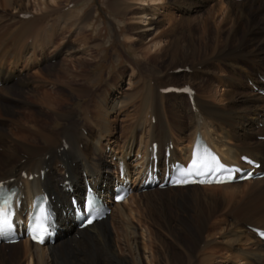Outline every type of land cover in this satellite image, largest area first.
<instances>
[{
	"label": "bare ground",
	"instance_id": "6f19581e",
	"mask_svg": "<svg viewBox=\"0 0 264 264\" xmlns=\"http://www.w3.org/2000/svg\"><path fill=\"white\" fill-rule=\"evenodd\" d=\"M192 1L129 0L111 5L117 15L131 14L128 43L135 44L146 57L162 66L166 75L153 80L151 76L130 81L132 92H122L110 101L102 93L97 94L93 102L81 108L85 113L84 131L75 119L77 111L64 109L63 105L68 102L63 88H69L80 98L90 93L88 86L83 88L69 82L70 78L86 77L82 70L72 71L68 66L75 54L73 46L61 42L48 53L53 41L61 40L55 28L48 29L43 44H25L26 27L20 28L19 39L8 43V24L0 25V32L6 34L0 36V125L5 124L0 127V182L12 179L22 182V190L26 193L24 206L44 188L59 204L69 207L70 197L81 194L87 187L108 191L119 180V167L123 166L125 180L132 182L135 191L122 204L114 205L112 214H116L118 224L110 223L107 218L79 232L69 217H63L61 238L54 246L39 247L28 241L18 243L9 247L8 254L0 251V264H24L25 261L28 264H178L172 260L171 247L188 246L183 238L185 233L191 235L194 248L209 247L218 241L245 256L239 264H247L246 261L264 264V243L249 229L264 230V179L224 186L141 192L142 173L153 169L149 161L152 143L160 142L163 153L166 144L172 141V159L189 162L199 133L228 165L240 164L241 158L248 156L262 162L260 171L264 172V141L258 140L264 136V126L258 127L264 125V98L259 94L264 89V0ZM34 2L37 11L43 13L58 5L57 0ZM30 6V0H0L6 19L8 9L18 16L27 13ZM167 8L178 10L179 16L166 13L164 19ZM63 12L67 30L75 25L78 17L73 12ZM190 12L192 16L185 15ZM218 16L219 23L211 27L209 19L215 20ZM11 46L14 49L9 52ZM86 46L84 43L78 52L84 51L90 56ZM16 50L20 53L14 52ZM55 53H64L67 58L50 65L49 61L57 56ZM80 61L85 62L84 59ZM196 65H203V71L198 72ZM180 70H190V73L177 75ZM132 71L131 77H134L136 68ZM117 80L113 78L104 92L112 95ZM140 83L143 87L136 88ZM47 84H52L54 90L47 92ZM186 85L194 86L197 91L193 104L183 94L164 93L170 87ZM56 86L59 90H55ZM219 86L223 89L220 95ZM24 87L28 90L24 91ZM38 88L44 91L36 92ZM237 88H242L243 92ZM247 89L255 95L247 93ZM138 98L143 105L142 108L137 105L140 108H137L138 118L132 121L120 153H113V146L106 144L104 149L110 147L111 152H106L105 159H111V164L87 161L86 158L99 160L104 141L113 143L110 114L126 111ZM11 101H16L14 106L9 104ZM19 103L26 105L25 111L15 108ZM89 113H92L90 119ZM57 119L65 121L61 131L53 137L46 135L41 124ZM145 126L148 130L143 135ZM8 129L22 130V133H10ZM85 131L88 134H84ZM135 158L138 160L133 164L131 159ZM114 167L117 172L113 171ZM42 170H48L44 180L34 177L30 181L31 176ZM52 170L59 174V180L50 174ZM66 174L73 183V194L63 185ZM130 204L136 205V209L126 207ZM205 204L213 209L204 212ZM221 206L227 207L226 214L218 210ZM171 208L176 213L181 210L185 217L172 214ZM115 235L123 237L124 244L114 240ZM156 245L159 253L155 252ZM93 246L102 248L104 260L73 256L74 252L82 254ZM229 260L226 264H237ZM191 262L188 260L187 264Z\"/></svg>",
	"mask_w": 264,
	"mask_h": 264
},
{
	"label": "rangeland",
	"instance_id": "374dc122",
	"mask_svg": "<svg viewBox=\"0 0 264 264\" xmlns=\"http://www.w3.org/2000/svg\"><path fill=\"white\" fill-rule=\"evenodd\" d=\"M35 0H30V9L27 13L33 14V18L29 20H23L20 19V15H26V11L23 12L25 14H18V16H14V13H11L12 11L8 9V19L4 18L5 15L4 9L0 7V25L1 24H8V43H10L13 39H19L20 35V28L26 27L28 28L26 32H24L25 35V44H43L47 37L48 31L53 30L55 28L57 30V35L60 36L61 40L59 38L55 39L53 44L50 46L48 50V53L52 52L56 46L61 42H67L70 44V46H73L72 48L75 50V54L72 56V63H68L69 68L74 71H81L83 72L84 76L81 75L80 78L72 79L70 78L69 82H75V85L78 84V86H82L83 88L87 87L90 90V93L83 98H80L76 96L75 92H71L69 88H63L62 91L66 94L67 103L63 104L64 109H73L77 111L75 119L77 120L78 124L81 125V131H84L85 129L82 127L84 126L85 121V113L82 112V109L85 105L87 106L90 102H93L97 98V94L102 93L104 95V98L106 100L110 101L111 98L115 99L117 96H120L122 92H132V86L130 85V81L137 82L140 78H147L152 76V80L156 77H164L166 75L165 70L160 66L159 64H156L151 57L144 54L141 50H139V47H137L135 44L132 46L129 44L128 37L131 35V29L129 25V18L131 17L130 13H126L124 15H117L113 12L111 5L113 3H128L129 0H57V6L53 9H48L43 13V11L38 12L37 8H35ZM248 1V0H244ZM243 1V2H244ZM192 2H196L195 0ZM242 3V2H241ZM34 4V5H33ZM73 4H76L77 7H71ZM60 9L58 10V8ZM34 8V9H33ZM172 9V10H171ZM167 8V12L165 10L163 14V18L166 19V13L170 15H177L179 16L178 10L174 8ZM55 11V12H51ZM73 12L76 17H78L75 25L69 29L66 30L65 27V17L64 12ZM48 14H47V13ZM66 12V13H67ZM54 13V14H53ZM46 14V16H45ZM77 14V15H76ZM128 14V15H127ZM185 15L192 16L193 12L187 13ZM18 17V18H17ZM220 17L218 16L215 20L209 19V25L211 27H214L217 23L220 21ZM8 20V21H7ZM63 26V28H62ZM163 26V25H162ZM165 26V23H164ZM76 27V28H75ZM45 28V29H44ZM63 30H62V29ZM74 28V29H73ZM23 29V28H22ZM49 29V30H48ZM61 29V30H60ZM46 33H45V32ZM3 32H0V36H5L6 34H2ZM5 33V32H4ZM18 34V35H17ZM21 36V35H20ZM46 36V37H45ZM54 36V35H53ZM45 38V39H44ZM85 38V40L83 39ZM36 41V42H35ZM43 41V42H42ZM33 42V43H32ZM84 43H87V48L90 50L89 55H87L84 51L78 52V50L83 49ZM55 46V47H54ZM14 48L8 47V51L12 52ZM21 51V50H20ZM16 53H20L18 50L14 51ZM57 56H54L52 58L53 60L49 61L50 65H55L58 61L64 60L66 57V54H60L55 53ZM70 59V57L68 58ZM84 59V63H87L82 67V60ZM65 61V60H64ZM135 61V62H134ZM218 60L215 59V62ZM67 65V63H65ZM41 69L44 67L41 66ZM136 68V75L134 77H131L132 70ZM196 70L198 72L203 71V65H196ZM20 72V71H19ZM182 73H179L177 75H180ZM235 76V74H233ZM22 77V76H21ZM117 80V88L112 92V95H110L109 91L104 92V89L107 88V84L112 81V79ZM19 81V80H18ZM15 82V83H18ZM86 83V84H85ZM184 85V84H180ZM244 85V84H243ZM131 86V87H130ZM245 86V85H244ZM143 85L141 83L137 85L136 88L141 89ZM127 88H131L130 91H127ZM24 91H27V87H24ZM47 92H50L53 89L52 84H47ZM59 87L56 86L55 90ZM138 89V90H139ZM239 92H243L242 88H237ZM241 89V90H240ZM88 90V89H87ZM44 89L38 88L36 92L42 93ZM135 91V90H133ZM219 95L223 93L222 87H218L217 89ZM247 93H251L247 89ZM255 95V94H253ZM13 100H17L15 98H12ZM141 98H138L133 105L126 108V111H122V113H112L109 116V120L112 123L113 128V135L110 137L112 139V142H103V148L100 146V149L102 150V153L99 155V160H89L86 158L87 161L98 163L99 161H103L105 164H111V159L107 160L105 159V155H107L110 147L104 149L105 145H112V151L113 153L117 154L120 153L123 145L124 140L129 135V128L130 125H132V121L137 119V112L140 108H142ZM18 101V100H17ZM22 101V100H20ZM14 101L9 102L11 106H14ZM167 102H165L166 104ZM85 104V105H84ZM140 107H138V106ZM17 109H20L21 111H25V106H22L19 104L15 105ZM90 106V105H89ZM88 106V107H89ZM93 106L92 111L93 112ZM139 108V109H137ZM91 109V106H90ZM137 110V111H136ZM45 112V111H44ZM132 113V114H131ZM131 114V115H130ZM135 115V116H134ZM92 116V113H89L88 118L90 119ZM135 118V119H134ZM60 120V121H59ZM131 122V123H130ZM135 122V121H134ZM133 122V123H134ZM159 124H161V120L158 121ZM5 125V124H4ZM3 124L0 125L1 128L4 126ZM65 125V121H62L61 119H57L56 121L50 120V124L48 123H42V131L48 135V136H56L61 131L62 127ZM261 126V125H260ZM89 129L88 127H86ZM147 127L144 128V134L147 132ZM10 133H22V130H15V129H8ZM92 132V131H91ZM84 134H88V131H85ZM124 134V135H123ZM98 135V134H97ZM6 139V138H4ZM9 140V139H8ZM8 142V141H3ZM39 146V145H38ZM138 146V144H137ZM107 151V153H106ZM2 152V150L0 151ZM23 153V152H21ZM110 161V162H109ZM114 162V161H113ZM76 165L74 164V167ZM111 169V165H110ZM113 171L116 172L114 168H112ZM54 176V179H60L59 174L52 170L50 172ZM58 175V176H57ZM79 176V175H77ZM61 181V180H60ZM220 192V190L218 191ZM127 208H133L136 209V205H126ZM213 208L209 207L208 205H203V211L208 212ZM227 207L221 206L219 207V211H224L223 214H226L225 210ZM172 214L174 215L179 214L183 217H185L184 212L181 210L180 213H176V210L174 208H171ZM235 215V213H230V215ZM116 214L113 213L110 218L109 222L118 224L119 219L115 218ZM234 219V218H232ZM118 220V221H117ZM137 224V223H136ZM247 225V224H245ZM244 225V226H245ZM71 226V225H69ZM72 228V226H71ZM68 236H70L68 234ZM71 237V236H70ZM70 237H67L68 239ZM117 237V238H116ZM183 238L188 241L189 245L184 248H177L175 246L171 247V256L172 260L176 263L180 264H187L188 260H191L192 262L190 264H226V261L229 260L230 262H236L237 264L241 263L243 260H245V256L240 254L239 252H236L227 246L220 245L218 241L214 242L213 245L206 247V246H200L198 248H194L192 245V237L191 235H188L185 233L183 235ZM114 240H119L122 244H124V238L118 237L115 235ZM122 240V241H121ZM100 246H93L86 251H83L82 254H79L78 251L74 252L73 256L75 258L80 259H90L91 257H98L99 260H104L102 248ZM157 248V250H156ZM155 252L159 253V247L156 245ZM230 250H228V249ZM7 248L0 247V251L5 252L8 254L11 250H5ZM209 251H208V250ZM225 249V250H223ZM92 250V251H91ZM125 248H123V252H125ZM232 250V251H231ZM173 252V253H172ZM210 254H209V253ZM93 253V254H92ZM95 253V254H94ZM126 253H128L126 251ZM192 253V254H191ZM236 254V255H235ZM127 255V254H126ZM191 255H193L191 257ZM207 255V257H206ZM210 255V256H208ZM214 255V256H213ZM235 255V256H234ZM238 255V256H237ZM185 256V257H184ZM195 256V257H194ZM212 256V257H211ZM243 257V258H242ZM205 258V259H204ZM235 258V259H234ZM241 259V260H240ZM184 260V261H183ZM209 262H208V261ZM211 260V261H210ZM213 260V261H212ZM223 262H222V261ZM225 261V262H224ZM247 264H249L246 261ZM24 264H28V261H25ZM234 264V263H233Z\"/></svg>",
	"mask_w": 264,
	"mask_h": 264
},
{
	"label": "snow or ice",
	"instance_id": "6c2138e0",
	"mask_svg": "<svg viewBox=\"0 0 264 264\" xmlns=\"http://www.w3.org/2000/svg\"><path fill=\"white\" fill-rule=\"evenodd\" d=\"M223 171H224V168L219 165V162L217 160L213 158H208L206 155L197 156L193 159L192 167L185 173V176L189 178L193 175L209 176V174L211 173L212 176H210L206 180H200L199 182L201 183H205V182L223 183L225 182V180L221 176L216 175V173H221ZM228 179H231V177L229 176ZM177 182L187 183V182H195V181H190L189 179L186 178L183 181H177ZM8 224H9V220H8L7 210L4 208H0V228L5 227Z\"/></svg>",
	"mask_w": 264,
	"mask_h": 264
}]
</instances>
